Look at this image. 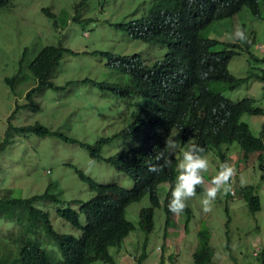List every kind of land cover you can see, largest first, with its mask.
Here are the masks:
<instances>
[{
    "label": "rangeland",
    "instance_id": "374dc122",
    "mask_svg": "<svg viewBox=\"0 0 264 264\" xmlns=\"http://www.w3.org/2000/svg\"><path fill=\"white\" fill-rule=\"evenodd\" d=\"M78 1L11 0L8 6L0 9V144L2 140L8 141L0 154V196L38 195L46 189L49 181L52 182L53 190L62 197L59 203L46 202L45 205L52 211L53 227L73 236L78 231L60 220L54 211L66 206V201H85L93 195L87 184L79 180L73 167L96 182L114 181L125 189L131 188V179L103 160L92 159L88 151L79 145L52 136L40 138L18 131H13L9 136L6 134L8 123L39 122L88 145L95 144L98 139L117 135L103 145L100 152L103 157L112 156L121 149H129L140 142V137H123L120 133L130 125L133 115L139 112L144 100L142 97H126L114 90L101 91L94 87L92 83L122 85L121 82L124 84L128 79L125 74L110 67L105 57L83 52H110L126 56L136 54L146 61L161 60L166 53L165 48L133 40L116 27V24L138 19L148 9L159 10L160 0H89L77 14L78 19H91L89 23L72 20L75 15L74 5ZM43 9H48L54 16H48ZM55 20L57 29L53 27ZM237 26L246 30L252 45L250 54L242 52L230 61L228 70L236 78L246 77L250 69L251 73L259 74L264 69V62L256 61L264 58V3L260 2L259 16H253L243 7L232 18L214 21L205 35L221 44L233 43L237 40L229 39L228 36ZM58 41L65 48L79 54L63 56L51 74L56 89L45 88L36 95V104L40 107L38 112L26 109L9 120L11 110L20 100H15V95L10 92L4 79L17 73L18 62L25 49V63L28 64L42 47L57 44ZM260 45L262 50L258 49ZM221 49V45L214 48L216 51ZM85 80L92 83H86ZM30 83L27 77L26 82L17 85L20 84L25 91ZM223 95L232 101L244 97L254 98L255 106L264 109V88L254 79L238 90L226 91ZM242 120L251 127L255 136L264 139V116H244ZM169 140L179 142V147L172 154L179 165L183 152L190 146L189 142L181 146L178 132H172ZM226 147L227 163L234 165L237 170L233 186L254 187V193L259 197L260 210L251 212L242 193L239 196L237 192L231 198L221 191L213 211H202L201 201L205 190L219 171L217 163L220 162L219 158L208 152L205 156L210 161V167L203 173V190L187 201L188 212L184 210L166 224L162 208L154 209L153 229L145 235L138 225V212L150 207L148 195L127 207L126 218L135 229L123 240L121 247L109 249L117 264H136L145 238L146 257L142 264H194L192 254L200 245L198 233L201 229L208 230V243L212 248L210 264L264 263V257H261L264 255V163L261 164L253 157L243 159L242 151L236 143ZM241 174L246 179L243 184ZM168 187L166 183L158 186L161 207ZM71 206L78 207L75 202ZM84 223V216L80 215V224ZM9 229L7 225L0 226V236H8ZM93 264L105 263L96 261Z\"/></svg>",
    "mask_w": 264,
    "mask_h": 264
},
{
    "label": "trees",
    "instance_id": "16d2710c",
    "mask_svg": "<svg viewBox=\"0 0 264 264\" xmlns=\"http://www.w3.org/2000/svg\"><path fill=\"white\" fill-rule=\"evenodd\" d=\"M88 1L79 0L74 5L75 14ZM260 2L264 3V0H169L165 4L160 0L159 10L163 9L161 14L148 9L138 19L116 24L131 39L157 44L166 49L161 60L154 61H146L136 54H115L113 57L107 52L98 54L107 59L110 67L125 74L128 80L124 84L121 82L122 85L96 83L97 89L106 90L107 87L119 94L139 95L149 104L135 113L130 126L123 129L127 136H135L138 128L144 135L138 145L128 150H121L105 160L100 156V151L107 139L88 145L39 122L8 123L7 135L18 131L40 138L52 136L85 148L92 159H103L116 171L127 175L132 186L125 189L114 181L96 182L73 167L79 180L87 184L93 195L85 201H66V206L52 210L60 220L78 231L76 236L59 232L53 227L52 211L45 205L46 202L59 203L62 197L53 190L52 182L49 181L46 189L38 195L0 196V226L10 227L8 236H0V264H93L96 261L117 264L109 249L121 247L123 240L135 229L126 218V210L131 203L148 195L150 207L138 212V225L145 235L153 229L154 209L162 208L166 224L174 219V214L168 210V203L175 177L180 171L177 158L171 155V165L158 174L149 171L151 166L163 163L156 159L162 150L167 157V141L172 132L180 134L181 146L186 142L189 145L196 143L205 149L204 155L211 152L219 158L218 170L221 163H227L225 146L234 143L240 147L243 159L253 157L264 163V139L255 136L251 127L242 120L244 116L262 117L264 109L255 106L254 98L244 97L232 101L223 95L226 91L238 90L251 79L259 81L264 88V69L259 74L251 73L250 69L244 78H236L228 70V64L234 56L242 52L250 54L252 42L237 40L223 44V49L214 53L212 48L217 42L205 35L214 21L232 18L243 7L253 16H259ZM10 3L11 0H0V9ZM165 6L172 12L168 14ZM174 9H179L178 14L174 15ZM42 11L54 16L48 9ZM73 19L74 22H91V19H78L76 15ZM54 25L57 26L56 20ZM72 52L60 42L54 46L45 45L26 64V49L23 51L17 73L4 79L15 100H20L11 110L9 120L26 109L32 112L40 110L36 95L45 88L56 89L54 82L49 79L53 77L51 72L64 53H75ZM256 61L264 62V58ZM27 77L31 80L30 87L23 91L19 84L20 88L17 89V84L26 82ZM7 144L8 141L2 140L0 154ZM163 183L171 187L165 192L161 207L158 186ZM240 188H236L234 194L238 192L240 196L242 193L248 209L251 212L259 211V197L254 193V187ZM202 190V186L197 187L196 193ZM229 195L232 194L228 192L225 196ZM73 202L78 205L77 208L71 206ZM80 215L84 216V225L80 224ZM199 231L200 245L192 254L193 263L210 264L212 248L208 243V230ZM145 244L146 238L136 264H142L146 257Z\"/></svg>",
    "mask_w": 264,
    "mask_h": 264
},
{
    "label": "clouds",
    "instance_id": "9594fccd",
    "mask_svg": "<svg viewBox=\"0 0 264 264\" xmlns=\"http://www.w3.org/2000/svg\"><path fill=\"white\" fill-rule=\"evenodd\" d=\"M169 0H163V3H167ZM168 7V6H167ZM165 6L168 14L170 8ZM179 9L180 6H179ZM179 9H174V15L178 14ZM169 10V11H168ZM229 39L238 40L240 42H247L248 35L245 29L237 26L235 31L228 36ZM207 75L206 73L204 74ZM125 95V94H122ZM126 97L130 95H125ZM139 129V128H138ZM136 130L135 136L141 138L144 135ZM113 138H116L114 136ZM113 138H104L107 139L109 143ZM263 139V138H262ZM140 143V142H139ZM138 143V144H139ZM136 144V145H138ZM135 146V145H134ZM179 147V142L177 140H169L167 141V148L169 149L167 153V157L165 156V152L162 150L156 157L158 161H163L162 164L153 165L149 168L150 172L159 173L164 168L169 167L171 165V155L175 152V150ZM205 149L196 144L192 143L187 149L183 152L182 161L179 163V174L176 179L175 186L171 189V199L168 203V210L175 215H180L187 208V201L194 196H196L197 187L202 186L205 181L202 173L207 172L210 167L209 159L204 155ZM237 175V170L234 165H230L226 162L221 163L219 165V171L212 178L211 184L206 188L204 198L201 201L202 211L204 213H210L213 211L214 203L217 199L218 194L223 191L224 193H228L233 189V194L229 195L231 198L234 195V192L237 188V185L233 186V178ZM246 179L241 174V183H245ZM169 187H171L169 185ZM235 188V190H234ZM188 219V217H186Z\"/></svg>",
    "mask_w": 264,
    "mask_h": 264
},
{
    "label": "bare ground",
    "instance_id": "6f19581e",
    "mask_svg": "<svg viewBox=\"0 0 264 264\" xmlns=\"http://www.w3.org/2000/svg\"><path fill=\"white\" fill-rule=\"evenodd\" d=\"M81 9V8H80ZM79 9V10H80ZM79 12V11H78ZM156 13H158V14H161L162 12H163V9H160V10H157V11H155ZM46 14H47V12H45ZM53 14V13H52ZM76 15V17H78L77 16V14H75ZM74 15V16H75ZM73 21H74V19H72ZM78 20V19H77ZM57 24V23H56ZM53 27L55 28V29H57V26H55L54 25V23H53ZM125 32V31H124ZM126 33V32H125ZM127 34V33H126ZM212 40H214V39H212ZM216 42H217V44L212 48V52H214V53H216V52H220L222 49H223V44H221L219 41H217V40H215ZM58 42H60L61 43V41H58ZM62 44V43H61ZM54 45H56V44H49V45H46V46H54ZM219 45H221L222 46V49L221 50H219V51H216V50H214V48L215 47H217V46H219ZM261 48V45L260 46H258V49H260ZM68 49V48H67ZM70 50V49H69ZM72 51V50H71ZM73 52H75V51H73ZM72 52V53H73ZM75 53H77V54H79V52H75ZM75 53H73V54H71V53H64L63 55H62V57L60 58V60H59V62L61 61V59L63 58V56L65 55V54H68V55H77V54H75ZM87 53H91V54H87ZM99 53H105V52H98V51H86L85 53L83 52V54H87V55H95V56H100V55H98ZM108 53V55L109 56H111V57H113V56H115V54H112V53H110V52H107ZM103 57V56H102ZM235 57V56H234ZM233 57V58H234ZM129 58V57H128ZM131 61V60H130ZM59 62H58V64H59ZM58 65H56L55 67H54V69L57 67ZM54 69L52 70V72L54 71ZM51 72V73H52ZM51 79V78H50ZM52 80V79H51ZM85 82L86 83H92L91 81H89V80H85ZM127 82V81H126ZM98 83H103V82H98ZM93 84V86L95 87V84L96 83H92ZM30 87V86H29ZM28 87V88H29ZM27 88V89H28ZM26 89V90H27ZM105 89L106 90H111L110 88H107V87H105ZM25 90V91H26ZM101 91H105V90H101ZM26 93V92H25ZM135 96H137V97H142V96H139V95H135ZM142 100H144L143 98H142ZM143 106H149V104H148V102L146 101V100H144V104L140 107V110L139 111H141V108L143 107ZM154 106V105H153ZM153 106H152V108H153ZM14 108V107H13ZM132 122V121H131ZM12 124V123H11ZM131 124V123H130ZM12 125H14V124H12ZM130 126V125H129ZM8 128V127H7ZM13 132V131H12ZM12 132L10 133V135L9 136H11V134H12ZM120 135L121 136H123V137H134V136H127V134H125L124 133V130L122 129V132L120 133ZM116 137H117V135H116ZM98 140H101V139H98ZM98 140H96V142H95V144L97 143V141ZM108 142H106L104 145H106ZM95 144H93V145H95ZM103 147V146H102ZM102 149V148H101ZM121 150H128V149H121ZM121 150H119L118 152H116L114 155H112V156H109V157H103L102 155H101V153H100V156L103 158V159H105V160H107V159H109L110 157H113V156H115V155H117ZM101 152V151H100ZM103 159H100V160H103ZM110 165V164H109ZM201 259V258H200Z\"/></svg>",
    "mask_w": 264,
    "mask_h": 264
},
{
    "label": "built area",
    "instance_id": "2783aa9c",
    "mask_svg": "<svg viewBox=\"0 0 264 264\" xmlns=\"http://www.w3.org/2000/svg\"><path fill=\"white\" fill-rule=\"evenodd\" d=\"M230 193L233 194V189H231Z\"/></svg>",
    "mask_w": 264,
    "mask_h": 264
}]
</instances>
